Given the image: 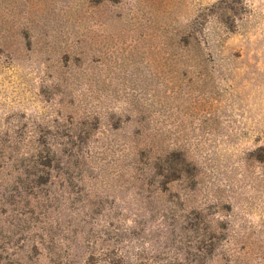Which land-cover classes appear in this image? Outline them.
Here are the masks:
<instances>
[{
  "label": "rangeland",
  "instance_id": "rangeland-1",
  "mask_svg": "<svg viewBox=\"0 0 264 264\" xmlns=\"http://www.w3.org/2000/svg\"><path fill=\"white\" fill-rule=\"evenodd\" d=\"M37 127L60 224L0 264H264V0H0V136Z\"/></svg>",
  "mask_w": 264,
  "mask_h": 264
},
{
  "label": "trees",
  "instance_id": "trees-1",
  "mask_svg": "<svg viewBox=\"0 0 264 264\" xmlns=\"http://www.w3.org/2000/svg\"><path fill=\"white\" fill-rule=\"evenodd\" d=\"M190 35L188 32L180 40L187 52L191 51L190 47L194 42ZM59 144L43 137L38 127L24 137L7 133L0 136V231H9L8 225L17 226L8 219L23 222L26 232L36 229L46 233V230L52 231V226L59 223V217L53 218L43 210L44 203L40 199L39 190L41 185L52 183V171L61 162L57 157ZM134 144L136 147L142 146L140 150L151 155L154 167H162V161L166 163L174 152L180 155L182 163L187 162V157L181 150L163 147L162 139L154 134H143ZM179 170L181 169H177ZM159 174L162 175V172ZM37 244L41 247L45 245L44 242L33 241L32 246L37 248ZM95 253L88 252L83 264H94ZM103 263L118 264L114 258H106V254Z\"/></svg>",
  "mask_w": 264,
  "mask_h": 264
}]
</instances>
